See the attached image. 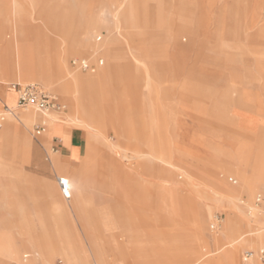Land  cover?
<instances>
[{
    "label": "rangeland",
    "instance_id": "obj_1",
    "mask_svg": "<svg viewBox=\"0 0 264 264\" xmlns=\"http://www.w3.org/2000/svg\"><path fill=\"white\" fill-rule=\"evenodd\" d=\"M1 23L15 52L17 35L24 46L35 42L34 57L42 61L53 64L62 57L73 68L72 58L82 57L96 64L95 73L109 65V73L97 76L89 87L92 97L105 98L103 114L109 120L105 124L98 114L91 120L95 130L71 125L92 136L105 129L106 140L120 146L111 151L95 138H86L84 151L91 153L87 158L89 196L93 206L112 214L115 221L133 218L128 225L141 241H148V230L153 229L148 238L159 251H175L171 232H165L172 227L173 217L161 209L169 203L161 199L163 179L169 176L179 184L188 179L191 185L203 181L210 193L209 185L219 190L223 181L238 186L240 167L246 166L251 173L257 158L264 157V0H0ZM64 35L74 51H65ZM99 58L102 65H97ZM73 72L90 75L78 68ZM22 74L31 78L21 85L38 82L65 104L63 111L69 110L71 99L56 84ZM126 76L130 84L124 81ZM17 81L11 78L6 89ZM5 86L0 84V91ZM3 108L0 99V114L6 116ZM33 128L27 132L47 161L53 152L52 140L47 144L41 140L43 135L33 138ZM103 151L111 152L100 155ZM161 155L174 165L162 162ZM22 167L37 183L31 190L25 180L29 192L21 197L26 224L39 234L42 221L50 218L40 184H57L60 174L55 169L46 171L35 160ZM177 186V192L187 194L185 186ZM261 190L264 180L253 196ZM16 196L0 187V264H25L32 258L34 264H43L42 253L25 247L35 239L23 233L25 223L9 204ZM247 199L242 194L236 201L246 209ZM185 203L186 210L178 206L179 217L175 218L181 226L179 236L188 242L177 244L196 247L191 241L194 231L188 198ZM217 204L222 208L214 214L221 215L218 229L221 226L222 231L227 211ZM211 223L213 218H205L204 228L215 238L218 229L213 231ZM163 227L165 233H159ZM246 245L253 250L259 246ZM247 246L238 248L240 259ZM214 249L211 242L204 251ZM217 256L207 259L214 264ZM59 258L63 259L57 255L55 260Z\"/></svg>",
    "mask_w": 264,
    "mask_h": 264
},
{
    "label": "crops",
    "instance_id": "obj_2",
    "mask_svg": "<svg viewBox=\"0 0 264 264\" xmlns=\"http://www.w3.org/2000/svg\"><path fill=\"white\" fill-rule=\"evenodd\" d=\"M2 26L3 24L1 23L0 62H5L8 60L7 58L9 55L16 57L17 52L14 51V47L13 49L9 47L7 30L6 27ZM63 39L65 51H74L75 49L72 46L70 38L64 35ZM61 59L62 57L53 64L51 63L52 69L57 73L56 76L51 78L44 77V79L36 78V81L52 79L61 89H72V83L75 78H77L73 72V68L76 67H70L68 59ZM73 59L74 58H72V60ZM11 60H13V69L9 71L0 69V84L6 85L2 91H0L4 110L17 107V94L13 87L6 89L9 85L8 81L11 78H15V80L19 81L11 84H21L22 82H27L26 80L31 78L24 74L20 75L18 63L15 59ZM92 65L96 66V64ZM97 65H100L99 62ZM76 107H78V105L72 109L74 113L78 112V108L76 109ZM30 112L31 113H28L22 121L8 122V127L10 129L9 135L11 138L10 151H6L4 156L1 152L0 155V161L4 165L0 166V187H4L5 193L11 194L12 197L17 195L9 204H12V206L16 208L18 216H20L22 222L25 223L23 233L35 239L33 242L29 243L30 246H25L27 251L39 250L55 256L72 254L79 258L81 264H88L92 259V263L97 262L100 264H211L212 261L207 258L214 255H218L214 264H263L258 258L249 261L244 257V252L251 249L248 248L247 245H233V231L231 226L225 228L223 231H216L218 234L215 238L206 233L204 228L205 218H213L214 222L216 214L213 212L222 207L210 197L205 188L200 185H191L188 179H186L184 183L179 184L173 182V179L168 176V179H163L161 181V199L162 201H169L167 208L162 206L161 209L164 215L170 216L169 213H171V217H173L171 218L172 222H170L172 227L169 228V230H165V232L169 231L172 234V238L174 239L173 246L175 248L174 253H169L163 249L159 251L157 249L154 243L148 238L150 236L149 234L153 231L151 228L147 233L148 241H141L139 236L136 235L135 229L128 225L132 221L134 222L133 218L127 220L119 218V221H115L112 214L92 205L88 190L87 169V158H89L91 153H86L84 151V143L86 138L89 137L90 140L93 141L94 137L89 132L86 133V131L79 128V126L70 127L69 130L65 132V121L69 119L62 115L49 118L44 116V120L51 121L52 125L50 126V124H47L46 131L40 135H43L41 140L47 144L52 140V149H56L52 152L51 157H47V161H44L35 146V142L27 132L31 125L34 126V124L37 123H34V121L41 119L38 115L35 116L32 111ZM59 112L60 111L57 110V114H59ZM1 123L2 127H0V129L3 128L4 120ZM31 134L32 137L37 140L40 137H35L33 131ZM119 134L120 131H118V135ZM56 152H61V157H57ZM109 152L111 151H103L100 155H105ZM29 160H35L39 167L46 171L55 169V171L60 174L57 176V179L58 177H64L68 180L69 191L71 192L69 198H64L65 196L63 195L62 198L59 194L62 190L59 191L57 184L51 181L40 184L49 202L46 209L49 211L48 216H50V218L42 221L44 222L41 223L43 229L41 228L39 234H36L34 228L26 224L27 216L21 212V207H25L21 196L29 192L25 189V180L30 182L31 190L37 186V183L23 171L22 163L28 162ZM80 160H82V163L78 167L76 165ZM99 164L102 166L109 165L107 163ZM169 169L177 170L175 168ZM4 175L6 176L5 178L3 177ZM229 180L237 182V179L233 177H230ZM177 185L185 186L188 189L186 192L187 194L182 195L177 192ZM186 198L189 199L192 210V216H188L193 220L194 235H192L193 238L191 241L194 240L195 245L197 244L196 247H178L177 244L180 241L188 242L187 239L182 240V237L179 236V229H181V226L177 218H175L179 217L178 206L186 210ZM127 216L132 217L131 214ZM225 219L227 221V214ZM167 222L169 226V220L166 221L165 225ZM229 222L230 224L238 225L241 229L246 227L245 221L240 214H234L233 217H230ZM76 224H78L79 227ZM164 228L165 227L159 228L158 232L165 233L163 231ZM154 229L156 230V228ZM36 241H38V243ZM211 242L214 244L215 249L204 251ZM244 246H247V248L244 249L242 259H240L237 251L239 247ZM50 247H52L53 250H49ZM202 250L203 253H201ZM168 256L171 257V259H168ZM59 259H57V261Z\"/></svg>",
    "mask_w": 264,
    "mask_h": 264
},
{
    "label": "bare ground",
    "instance_id": "obj_3",
    "mask_svg": "<svg viewBox=\"0 0 264 264\" xmlns=\"http://www.w3.org/2000/svg\"><path fill=\"white\" fill-rule=\"evenodd\" d=\"M14 43H15V49H16L17 55H16V57H8V60L5 62H0V69L1 70L9 71L10 69H13V65H12L13 60H11V59H15L16 62L18 63V69L20 70V74L25 73L28 75L35 76V78H42V79H44V77L51 78V77L57 75V73L52 69L50 62L45 61V60L42 61L41 59H37L36 57H34L35 48H36L35 42H33V46H31V47L24 46L22 43H20L19 36L15 35L14 36ZM74 49H75V47H74ZM105 56L108 57L107 55H105ZM106 72L109 73V65H106L104 68L99 67V70L96 73H95V71H93V72L90 71V75H88V76H82L78 73H75L77 78H75V80L72 83V85H73L72 89H70V90L68 88L61 89L60 86H58V89L61 91V93L64 96H67L71 99L68 111L61 110L62 112L60 111L59 114H57V110H49V111L41 112V111H38L34 107L22 108L18 105V102H17L16 108L4 110L6 112V114H5L6 116L0 115V118L3 120H6V117H8V119L6 122H4L3 128L0 130V135H1L0 136V155H1V152H2V155L4 156L6 151L7 152L10 151V143H11L10 140H11V138L9 135L10 129L8 127V122L9 121H14V122L22 121L27 116L28 113H31L30 111H32L33 114H35V116L36 115H38V117L40 116V119H43V120H44V118H43L44 116L49 118V117H56V115H62L63 117L68 118L69 120L65 121V123H66L65 125L67 126L66 127L67 131L69 130L71 125H78V124H79V126H82V127L85 125L89 126L91 129L95 130L94 126L91 125V120H94L98 114L100 115L99 118L102 117L103 122H105V124H106L107 121L109 120V117H105V115L103 114L104 113V106H105V103L103 101H105V98L100 97V96L92 97L91 92H90L91 89H89L93 80H96L97 76H100L101 74L104 75ZM126 74H128V72ZM41 81H44L46 83L48 82L49 84L50 83L56 84L55 82L52 81V79L41 80ZM124 81H127V84L131 83L130 78L128 76H126L124 78ZM28 84H38V83H28ZM25 85H27V84H25ZM123 85L125 86V88L127 90L128 88L125 85V82ZM13 89L16 92L17 98H18V94H19L18 89L15 87H13ZM76 105H78V107H76V109L78 108V112L74 113L72 111V109ZM31 108H33V110ZM96 118H98V117H96ZM56 121H58V120H56ZM45 122H46V124H50V126L52 125L51 121H45ZM0 127H2V123H0ZM120 127H121V125H120ZM119 128H118V131H121L122 129L121 128L119 129ZM96 133L93 134V137L96 140H98L99 143L106 146L107 149L112 151L113 149H118L120 147L118 145V143H110L106 140L105 129H103L102 132H99V133L96 132ZM56 155H57V157H61V152H56ZM160 158H161V161L164 162L165 164L174 165V164H172V161L168 157L166 158L165 156L161 155ZM0 166H3V164H1ZM241 166H243V165H241ZM238 173L240 174L239 175L240 176V183L238 186L230 187V186L226 185L225 182L223 181L224 185L219 190H215L211 185H209L211 189L209 190L210 193H208V194L216 203H220L225 208V210L227 211L226 212L227 221L224 224V226L222 227L223 228L222 231L225 228L231 226L232 231H233V240H232L233 245H240V244L250 245L252 243H254L256 245L257 244L261 245L263 242L261 230H263V228H264V212L258 206H256V204L254 203L255 196H253V194L256 191V189L259 188L261 181L264 180V157L260 156L257 158V161H256L255 166L252 169L251 173L248 171L246 166L240 167V171ZM59 178L60 177H58V179H57V182H58L57 185L59 186V188L61 190ZM67 182H68V180H67ZM195 185H200L201 187L204 188L206 186V183L203 181H200V182H196ZM68 187H69V182H68ZM61 193H62V191H61ZM69 193L71 195L70 191H69ZM242 194H247L249 197V199H247L248 202H246V207H247L246 209H243L240 206V204H238L236 201L239 198V196ZM64 198H66V197H64ZM239 200L241 203L244 202L241 199H239ZM21 212H23V214L27 215V211L25 210V207H21ZM234 214L242 215V218L244 219L245 224H246V227L244 229L239 228L238 225L230 224L229 219H230V217H233ZM215 218H216V216H215ZM42 223H44V222H42ZM41 228H42V226H41ZM220 228H221V226L219 227V229L217 231H219ZM43 232H45V231H43ZM47 233H48V231H47ZM50 249H52V247H50L49 250ZM37 251L42 253L43 262L45 264H56V260H55L56 256L55 255H51V254H48L46 252H41L39 250H37ZM61 256L66 261V264H81L79 262V258L76 255H72V254L63 255L62 254ZM202 258H204V257H202ZM34 262H35L34 258H32L31 260H29L25 264H34ZM83 264H85V263H83ZM88 264H90V263H88ZM129 264H131V263H129Z\"/></svg>",
    "mask_w": 264,
    "mask_h": 264
},
{
    "label": "built area",
    "instance_id": "obj_4",
    "mask_svg": "<svg viewBox=\"0 0 264 264\" xmlns=\"http://www.w3.org/2000/svg\"><path fill=\"white\" fill-rule=\"evenodd\" d=\"M99 64H103V59L99 58ZM72 66L83 71H95L96 67L92 65L87 59L85 58H74L72 60ZM15 88L18 89L19 94L17 98L18 105L22 108L26 107H34L38 111L44 112L49 110H63L65 109V104H63L57 95L52 91L45 89L40 84H14ZM1 119V118H0ZM3 120V119H1ZM1 123V122H0ZM47 129V124L45 120L41 119L37 123L34 124L33 133L35 137L40 136L43 134ZM53 150H56L53 148ZM236 182V181H234ZM60 187L62 190L63 195L66 198L70 197L68 182L64 177L59 178ZM254 203L264 212V191H260L255 195ZM222 218L220 215H216V218L213 223H211V229L216 231ZM262 237L263 242L258 247L257 250L248 249L244 252V257L249 261H252L255 258L260 259L264 263V228L262 230ZM57 264H66L64 260L59 259ZM92 264H100L94 262Z\"/></svg>",
    "mask_w": 264,
    "mask_h": 264
}]
</instances>
